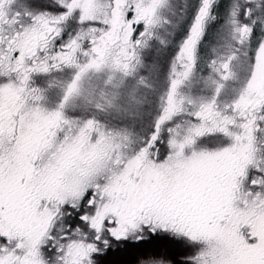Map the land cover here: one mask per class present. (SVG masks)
I'll return each mask as SVG.
<instances>
[{"label":"snow or ice","instance_id":"6c2138e0","mask_svg":"<svg viewBox=\"0 0 264 264\" xmlns=\"http://www.w3.org/2000/svg\"><path fill=\"white\" fill-rule=\"evenodd\" d=\"M0 264H264V0H0Z\"/></svg>","mask_w":264,"mask_h":264}]
</instances>
